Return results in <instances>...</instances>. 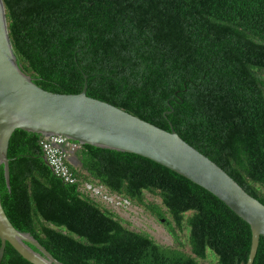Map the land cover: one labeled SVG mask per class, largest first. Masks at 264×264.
<instances>
[{
    "label": "trees",
    "instance_id": "1",
    "mask_svg": "<svg viewBox=\"0 0 264 264\" xmlns=\"http://www.w3.org/2000/svg\"><path fill=\"white\" fill-rule=\"evenodd\" d=\"M2 2L17 63L38 87L78 94L86 81L88 97L173 130L264 205V0ZM41 139L11 135L0 202L62 264H201L208 251L246 264L249 226L210 193L140 156L80 146L73 174L163 221L178 246L164 247L63 182ZM0 264L30 263L6 244ZM252 264H264V237Z\"/></svg>",
    "mask_w": 264,
    "mask_h": 264
},
{
    "label": "water",
    "instance_id": "2",
    "mask_svg": "<svg viewBox=\"0 0 264 264\" xmlns=\"http://www.w3.org/2000/svg\"><path fill=\"white\" fill-rule=\"evenodd\" d=\"M86 89L85 81L78 94L48 92L20 69L0 0V167L6 187L9 189L7 150L15 130L41 137L63 136L81 146L134 154L210 193L243 220L251 231L246 264H252L259 239L264 237V205L173 130H162L106 102L88 97ZM43 161L48 165L44 156ZM68 162L75 168L80 167L75 155ZM6 244L30 264H62L29 233L15 229L0 202V263Z\"/></svg>",
    "mask_w": 264,
    "mask_h": 264
},
{
    "label": "built area",
    "instance_id": "3",
    "mask_svg": "<svg viewBox=\"0 0 264 264\" xmlns=\"http://www.w3.org/2000/svg\"><path fill=\"white\" fill-rule=\"evenodd\" d=\"M42 152L52 171L63 182L76 185L78 192L94 201L103 202L118 210H127L130 203L123 197L110 193L105 187L89 181L79 180L70 168L68 159L80 149L78 143L63 136L42 137L40 141Z\"/></svg>",
    "mask_w": 264,
    "mask_h": 264
},
{
    "label": "rangeland",
    "instance_id": "4",
    "mask_svg": "<svg viewBox=\"0 0 264 264\" xmlns=\"http://www.w3.org/2000/svg\"><path fill=\"white\" fill-rule=\"evenodd\" d=\"M106 189V188H105ZM146 200L160 204V200L156 197L151 196L148 193H144ZM101 207L107 209L114 214L121 221V223L129 229L136 232H143L148 234L157 244L164 247H178L176 242L168 232L167 227L163 221L152 217L144 209L137 207L130 203V208L127 210H118V212L110 205L103 202H97ZM180 241L185 245V250H189L187 242V231L179 234ZM201 264H218L216 256L208 251L207 257L204 261L200 260Z\"/></svg>",
    "mask_w": 264,
    "mask_h": 264
}]
</instances>
